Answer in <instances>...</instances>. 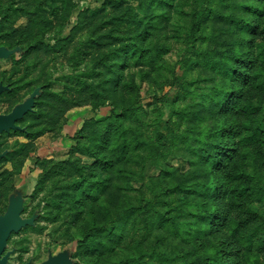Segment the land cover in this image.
<instances>
[{"label": "rangeland", "instance_id": "rangeland-1", "mask_svg": "<svg viewBox=\"0 0 264 264\" xmlns=\"http://www.w3.org/2000/svg\"><path fill=\"white\" fill-rule=\"evenodd\" d=\"M110 1L0 0V46L14 50L0 57V74L21 89L0 100V112L40 87L34 113L19 122L25 130L10 129L15 151L0 181V214L21 190L20 216L34 220L10 235L2 256L264 264V0H123L120 12ZM116 16L129 20L122 30L109 23ZM210 56L245 77L212 67ZM249 103L255 114L239 109ZM258 121L262 138L248 144ZM106 123L98 149L94 127ZM223 142L238 149L226 159L234 172L205 159ZM242 186L253 189L239 196Z\"/></svg>", "mask_w": 264, "mask_h": 264}, {"label": "trees", "instance_id": "trees-1", "mask_svg": "<svg viewBox=\"0 0 264 264\" xmlns=\"http://www.w3.org/2000/svg\"><path fill=\"white\" fill-rule=\"evenodd\" d=\"M165 2V0H157V2ZM110 4L113 6V8L117 11L119 10H122V8L124 7V1L123 0H111L110 1ZM252 9L254 11H260L259 8L257 7H252ZM120 12V11H119ZM228 18L230 16H227ZM232 21L234 23H238L240 25H242L244 28H247L249 31L251 32H255L256 30V25L252 22H249L247 20H239V19H236V18H231ZM114 24L115 27H118L120 28L121 30L126 26L128 25L129 23V20H126L124 18V16H116V17H113V18H110L109 20V23H112ZM37 25V22H36V18L35 17H32L31 18V27H36ZM7 46L9 44H6ZM232 57H236V54H232ZM209 61H211V66L212 67H217L218 70H220V68H223L224 70V73L225 74H229V73H233L235 71L236 73V76L239 77V79H243L245 77V72H243L241 69L242 67H237V66H232L230 65L229 63L223 61V60H220L218 58H214L212 56H210V59H208ZM258 77H262L261 79H259L258 81V85L260 87H264V73L262 72H259L257 73ZM220 92V90H219ZM221 93V94H220ZM219 94H218V100H220L221 98V95L222 94H225L227 95V92H224V91H221ZM245 106L242 105V107H240L239 109L242 110L245 114H248V115H252V114H255L256 111H257V106H254L253 104L249 103V104H244ZM260 108V107H259ZM34 113V109L27 112L25 114V116L23 117L26 118L27 116L31 115ZM129 115V114H128ZM21 119V120H23ZM20 120V121H21ZM260 121L257 122H254L252 123L251 125H249L248 129H250L251 131L248 132L249 134H246L245 136H243V140L246 141L248 144L252 143V142H257L259 141L262 137H261V133L263 132V129L260 125ZM110 125L112 126H116V128H120L121 125L119 122H113V120H111L110 122ZM94 129L97 131V142H95L94 145L97 146V148L99 149L100 147H102V143L104 144L106 142V140L108 139V123L104 124L103 126H97V127H94ZM43 132V131H42ZM218 132H222V130H219ZM37 135L39 134V131L36 132ZM124 146H127L126 143H124ZM215 146V152L212 151V152H208L207 154H205V159L210 161L211 163L213 164H222L221 161H225L223 163V168L224 169H227V171L229 172H234V169L231 167V161H226L227 158L231 159V158H234L236 155H237V148H230L227 146L226 143H215L214 144ZM95 147V146H94ZM200 148H194V151H197L199 152V154H203L202 151L203 149H200ZM232 149V152H227L229 150ZM234 151V152H233ZM90 155L91 156H95L97 159H99L95 154H93L92 152H90ZM99 162H101V160H98ZM105 164L107 163V160H105ZM93 165L92 164H87V165H84L82 166V169L81 171H87L89 170L90 171V168L92 167ZM248 174H245L243 171H240V173L238 174V178L239 177H246ZM254 177V176H253ZM79 187L81 188V182L78 184ZM178 186V185H177ZM264 188V187H263ZM250 189H253L252 186H242L240 188H237V191L239 193V196H242V195H249V192H247L248 190ZM260 189V188H259ZM194 192L196 190H193ZM22 192V191H21ZM23 193V192H22ZM255 215H257L256 213H254ZM203 217H208L209 221H212L213 217L212 216H209V215H202ZM259 217L263 218V221H264V215L259 213L258 214ZM211 264H225L223 261L221 260H213Z\"/></svg>", "mask_w": 264, "mask_h": 264}, {"label": "water", "instance_id": "water-1", "mask_svg": "<svg viewBox=\"0 0 264 264\" xmlns=\"http://www.w3.org/2000/svg\"><path fill=\"white\" fill-rule=\"evenodd\" d=\"M14 50H8L6 47L0 46V57L8 56L13 53ZM4 87H0V92ZM40 93V87L36 88L23 103L19 104L14 110L7 115H0V131L10 129H21L16 124L17 121L23 119L25 114L35 106L36 97ZM23 209V194L21 190H17L15 194L11 196L8 211L4 214H0V264H7L8 255L2 256V253L6 247L7 240L10 235L16 231L20 226L33 223L34 216L29 219H23L20 213ZM71 258L68 251L59 253L56 256H50V258L42 264H71Z\"/></svg>", "mask_w": 264, "mask_h": 264}, {"label": "flooded vegetation", "instance_id": "flooded-vegetation-1", "mask_svg": "<svg viewBox=\"0 0 264 264\" xmlns=\"http://www.w3.org/2000/svg\"><path fill=\"white\" fill-rule=\"evenodd\" d=\"M4 87V89L0 92V100L5 99L7 103L10 101V97H17L18 92L21 91L20 86L14 82V80L6 78L5 76H1L0 74V87ZM37 87H34L32 90L26 91V97L29 96ZM25 97V98H26ZM24 98V99H25ZM16 99V98H15ZM19 101L13 102L11 106V110H13L14 106L17 105ZM11 110L6 112H0L1 114H8ZM19 121L16 122L19 125ZM20 126V125H19ZM22 127V126H20ZM14 132H23V130H13ZM12 130H3L0 131V181H3L7 177L8 173V163L10 156L14 153V148L9 147V139L10 134H12Z\"/></svg>", "mask_w": 264, "mask_h": 264}]
</instances>
